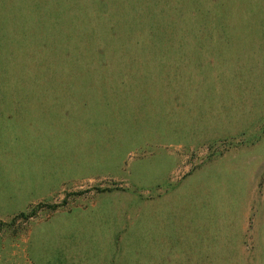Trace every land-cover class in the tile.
<instances>
[{"label": "rangeland", "instance_id": "1", "mask_svg": "<svg viewBox=\"0 0 264 264\" xmlns=\"http://www.w3.org/2000/svg\"><path fill=\"white\" fill-rule=\"evenodd\" d=\"M0 181V264H264V0H0Z\"/></svg>", "mask_w": 264, "mask_h": 264}, {"label": "crops", "instance_id": "2", "mask_svg": "<svg viewBox=\"0 0 264 264\" xmlns=\"http://www.w3.org/2000/svg\"><path fill=\"white\" fill-rule=\"evenodd\" d=\"M77 117V115L75 114H71V113H66L65 115H63V118L61 116H57V119L58 120H51L53 118H47V124H41L39 129H40V132L43 133L46 137H50L51 136V133H53L54 135H65V139L69 138L67 134H69V129L70 127H72L73 129L76 130L75 128V125H77L78 127H81V125L84 123V125H86V122L83 121V122H79L78 119L76 121V123H74V119ZM55 121V122H54ZM12 131V130H11ZM42 135V134H41ZM84 140V137L79 134H76L75 138H74V143L75 144H79L80 143V146L82 145L81 142H83ZM12 141L9 140V143H11ZM74 151H76L77 153H79V150L77 148H74ZM67 160H64L62 159V164L60 165L59 163L56 164L55 166L57 167H62L60 170L61 172H59V180L57 182L56 185H53V186H49V189L46 191L47 193H44L40 196H32L33 199L31 201H34V200H44L47 196H51L56 190H58L65 182H72V180H77V179H83V177H79L77 175H69L66 174L67 172H65V170H68V165L69 163L66 162ZM53 166V167H55ZM64 166H66V168H64ZM55 171V169H54ZM64 174H65V177H64ZM73 174V173H72ZM93 176H98V175H90L89 177H93ZM5 177V176H4ZM2 180V179H1ZM1 182V181H0ZM37 187V186H36ZM34 189H35V186H34ZM31 197V198H32ZM20 209V208H19ZM15 210L13 209L12 211H9L5 214H9L11 212H14Z\"/></svg>", "mask_w": 264, "mask_h": 264}]
</instances>
